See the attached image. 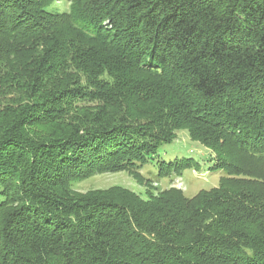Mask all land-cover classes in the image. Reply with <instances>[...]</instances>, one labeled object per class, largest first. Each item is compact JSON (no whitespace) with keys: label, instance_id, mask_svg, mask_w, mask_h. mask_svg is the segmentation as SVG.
<instances>
[{"label":"trees","instance_id":"trees-1","mask_svg":"<svg viewBox=\"0 0 264 264\" xmlns=\"http://www.w3.org/2000/svg\"><path fill=\"white\" fill-rule=\"evenodd\" d=\"M180 131L217 188L74 190ZM0 264H264V0H0Z\"/></svg>","mask_w":264,"mask_h":264},{"label":"rangeland","instance_id":"rangeland-1","mask_svg":"<svg viewBox=\"0 0 264 264\" xmlns=\"http://www.w3.org/2000/svg\"><path fill=\"white\" fill-rule=\"evenodd\" d=\"M53 8L59 13H64L69 9V3L65 1L55 2ZM187 158L197 161L200 167L197 170H186L182 177H159L158 162L169 163L176 159ZM214 165V154L198 142H193L188 132L180 131L177 134V139L171 144H163L155 159L141 171L142 175L146 179H150L153 185L145 183V181L140 182L128 172H118L96 175L75 184L74 190L87 194L89 192L106 191L119 187L130 190L146 199L149 195H157L163 190L174 187L182 190L186 197L192 198L201 191L217 188L221 178L226 176L224 171L212 170Z\"/></svg>","mask_w":264,"mask_h":264}]
</instances>
